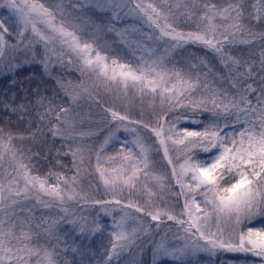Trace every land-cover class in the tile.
<instances>
[{
  "label": "snow or ice",
  "instance_id": "snow-or-ice-1",
  "mask_svg": "<svg viewBox=\"0 0 264 264\" xmlns=\"http://www.w3.org/2000/svg\"><path fill=\"white\" fill-rule=\"evenodd\" d=\"M0 9V264H264V0Z\"/></svg>",
  "mask_w": 264,
  "mask_h": 264
},
{
  "label": "trees",
  "instance_id": "trees-1",
  "mask_svg": "<svg viewBox=\"0 0 264 264\" xmlns=\"http://www.w3.org/2000/svg\"><path fill=\"white\" fill-rule=\"evenodd\" d=\"M54 71H56L57 73H61V70L59 68H55ZM62 74L64 75L65 79H67V80L73 81L76 79V72H74V71L63 72ZM42 75H43L42 69L39 65H31V66H25L22 69H20L18 72V75H17V79L20 81H25L26 77L32 76L35 79L39 80V78ZM45 79H47V78L45 77ZM7 84H8V80L5 77L0 76V91H3L6 88ZM52 84H54V82L49 81V85H52ZM20 95L23 96L22 91L20 92ZM55 147H59V144L57 143L55 145ZM107 243H108L107 235H105L103 237V239H98L95 237L93 238V246L94 247L98 248L101 244H107ZM148 254H150V253H148Z\"/></svg>",
  "mask_w": 264,
  "mask_h": 264
},
{
  "label": "rangeland",
  "instance_id": "rangeland-1",
  "mask_svg": "<svg viewBox=\"0 0 264 264\" xmlns=\"http://www.w3.org/2000/svg\"><path fill=\"white\" fill-rule=\"evenodd\" d=\"M7 14V10L6 9H0V16H4ZM94 19L97 20V22H107V19H108V14L106 13H100V12H96L94 14ZM12 26V25H10ZM122 26V25H121ZM105 39L108 40V42L110 44H113L114 42V46L117 47V48H122L123 46L120 45L117 41H118V37L115 36L114 33H107L106 36H105ZM75 72V71H74ZM79 81V73L76 72V79L73 80V82H78ZM79 239V238H77ZM144 261H145V264H150V254H148L147 252L144 254V257H143ZM165 264H167V262H165Z\"/></svg>",
  "mask_w": 264,
  "mask_h": 264
}]
</instances>
